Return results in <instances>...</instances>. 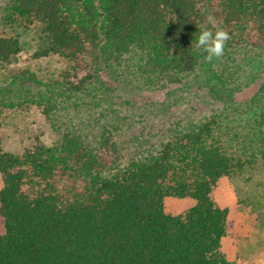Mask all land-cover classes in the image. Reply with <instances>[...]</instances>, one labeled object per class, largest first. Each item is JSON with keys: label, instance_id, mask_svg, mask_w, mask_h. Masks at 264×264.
Returning <instances> with one entry per match:
<instances>
[{"label": "trees", "instance_id": "trees-1", "mask_svg": "<svg viewBox=\"0 0 264 264\" xmlns=\"http://www.w3.org/2000/svg\"><path fill=\"white\" fill-rule=\"evenodd\" d=\"M209 17L230 37L211 63L196 46ZM2 20L42 26L48 45L36 55L68 64L53 94L100 96L101 106L127 74L167 99L170 87L206 91L219 107L125 161L128 118L116 115L91 139L57 125L53 95L31 99L58 136L15 153L0 133V264H236L222 246L234 221L216 190L264 161V0H7ZM22 50L0 32L1 67ZM13 77L37 80L30 70ZM17 105L0 101V115ZM166 197L194 204L172 214Z\"/></svg>", "mask_w": 264, "mask_h": 264}, {"label": "rangeland", "instance_id": "rangeland-1", "mask_svg": "<svg viewBox=\"0 0 264 264\" xmlns=\"http://www.w3.org/2000/svg\"><path fill=\"white\" fill-rule=\"evenodd\" d=\"M6 3L7 0H0V32L17 37L23 48L19 62L0 66V101L18 104L13 108L6 107L0 115V133L7 151L22 152L33 144L36 136L47 145L56 140L58 134L45 117L44 107L30 101L45 96L55 97L57 125L63 128L64 124L74 126L91 139L98 136L102 127L113 121L116 115L128 118L120 136L125 161L166 139L170 130L203 119L219 107L206 91L170 87L175 97L167 99V90L140 88L127 74L119 77L113 93H110L112 97L109 96L110 99L101 106L97 104L100 96L67 98L53 94L56 91L53 83L68 64L56 55H36L48 45L42 26L27 29L16 22H4L2 14ZM22 70L34 72L37 80L13 83V76ZM105 78L108 79L107 75ZM257 89L258 83L243 89L237 94L238 100L250 98ZM216 198L222 207H228L229 217L234 221V228L222 241L229 259L236 264H264V161L254 167L248 166L237 176L225 177L216 190ZM193 204L194 200L190 198L165 199V209L172 214Z\"/></svg>", "mask_w": 264, "mask_h": 264}, {"label": "clouds", "instance_id": "clouds-1", "mask_svg": "<svg viewBox=\"0 0 264 264\" xmlns=\"http://www.w3.org/2000/svg\"><path fill=\"white\" fill-rule=\"evenodd\" d=\"M211 28L200 29L196 38V46L206 54V60L211 63L219 59L225 50V44L230 39L229 34L223 30L213 31L216 28L212 17H209Z\"/></svg>", "mask_w": 264, "mask_h": 264}]
</instances>
